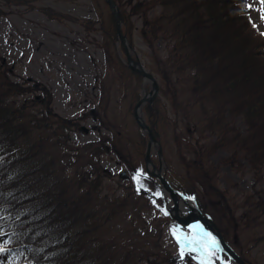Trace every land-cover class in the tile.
<instances>
[{
  "label": "trees",
  "instance_id": "trees-1",
  "mask_svg": "<svg viewBox=\"0 0 264 264\" xmlns=\"http://www.w3.org/2000/svg\"><path fill=\"white\" fill-rule=\"evenodd\" d=\"M36 1L0 0V15L22 6L35 9ZM117 2L124 34L131 42L132 18L139 15L144 43L151 47L160 40L165 43L162 78L168 82V90L180 87L177 95L194 108L197 127L202 126L200 132L218 133L221 142L234 145L235 153L243 152L252 166L263 164L264 39L247 18L245 0ZM39 9L53 20H81L50 6ZM108 16L101 21L99 46L107 65L115 71L105 74L104 81L114 77L126 85L125 97L137 101L141 76L122 61L116 45V21L112 13ZM82 22L88 31L95 30L93 19ZM15 76L11 63L0 54V261L109 264V241L99 229L103 224L95 212L100 208L113 213L125 211L127 196L94 201L102 191L104 171L95 167L73 169L80 159L78 153L65 160L71 132L78 130L81 119L55 111L54 94L46 83ZM153 105L146 106L145 112L149 123L157 125L167 115L158 101ZM234 116L242 117L247 128L241 131L232 124L229 119ZM139 140L145 142L140 133ZM104 149L105 140L90 149L91 155ZM207 149L201 145L195 160L185 159L187 169L195 170L205 186L214 177L210 167L205 168L214 151ZM125 256L129 253L123 252L122 258Z\"/></svg>",
  "mask_w": 264,
  "mask_h": 264
},
{
  "label": "rangeland",
  "instance_id": "rangeland-1",
  "mask_svg": "<svg viewBox=\"0 0 264 264\" xmlns=\"http://www.w3.org/2000/svg\"><path fill=\"white\" fill-rule=\"evenodd\" d=\"M121 1L128 4L138 0ZM245 2L253 28L264 38V0ZM36 6L54 7L81 19L92 18L96 22L95 30L88 31L82 21L50 20L40 11L28 10L25 6L14 8V13L0 15V53L10 61L16 78L31 77L45 82L54 93L57 113L65 117H85L81 127L70 136L71 147L65 152V160L70 161V155L79 153L80 159L73 169L75 166L89 167L92 165L89 163L94 162L99 169L106 170L102 173V191L94 201L124 196L137 184L159 197L157 201L150 202L151 206L144 198L135 195L137 197L130 198L132 204L129 203V210L127 206L125 211L117 213L111 209L96 210V219L103 224L99 229L109 241L108 249L112 254L109 264L123 261L125 264H153L155 260L154 264H232L228 256L219 251H210L189 231L178 226L169 212L163 210L162 188L146 172L144 156L148 138L143 147L139 140L141 129L128 106L131 99L125 97L123 92L126 85L114 77L105 81L102 77L106 72L115 71L106 66L104 50L99 46L103 36L98 29L102 26L101 21L110 14L107 2L38 0ZM132 21L131 54L157 77L160 84L157 100L159 108L166 111L167 119L160 121L156 130L167 176L169 173L176 176L172 183L183 187L185 191L182 192L186 196L196 199L204 215L213 219L226 242L238 255L249 264H264V163L253 167L243 152L234 158V145L217 148L209 161L213 166L212 182L222 195L219 196L214 190L208 191L213 188L211 186L205 188L201 185L203 180L198 179V173L193 169L190 172L184 162L185 157L196 158L195 151L188 143L190 138H202L190 113L193 109L186 106L183 96L177 95L180 87L177 86L176 91L168 90V82L162 78L160 70L167 54L165 43L159 41L155 47L144 43L140 35L141 16L135 15ZM116 45L120 56L126 60V53L119 41ZM143 84L152 85L149 81ZM102 91L107 93L106 97ZM144 117L147 120L146 114ZM229 120L241 131L247 128L240 116ZM143 135L147 136V132H143ZM207 135L203 136L201 143L212 146L217 135ZM176 137L180 138L179 142ZM103 140L109 149L100 157L90 160L89 149L97 148V143ZM159 148V145H152V157L157 165ZM123 171L129 174V181L120 180ZM123 252L129 253V256L122 258Z\"/></svg>",
  "mask_w": 264,
  "mask_h": 264
},
{
  "label": "water",
  "instance_id": "water-1",
  "mask_svg": "<svg viewBox=\"0 0 264 264\" xmlns=\"http://www.w3.org/2000/svg\"><path fill=\"white\" fill-rule=\"evenodd\" d=\"M107 2L109 3L112 11H113V14L115 15L116 19H117V31H118V36L120 38V40L122 41L123 44H125V47L127 49V55H128V61H129V64L133 69H135L136 71L140 72L145 79H150L153 84H154V88H153V96H152V99L155 98V96L158 94V91H159V84H158V81L157 79L151 74L149 73L145 68L144 66L139 62V61H135L131 55L129 54L128 52V42H127V39L125 37V35L123 34V31H122V26H121V19H120V16H119V8L117 6V4H115V0H107ZM151 99V100H152ZM145 100H148L147 98L143 99L137 106V112H136V117H137V121L139 122L140 126H142L144 129H147L150 133V137H151V141H150V145L152 142H154V134H153V131L152 129L142 120V117L140 116L141 115V111H140V105L145 101ZM150 148V146H149ZM148 161H150V150L148 151V157H147ZM165 181V180H163ZM193 202V205H195V201H192ZM180 219V218H179ZM181 220V219H180ZM212 223V222H211ZM213 224V223H212ZM214 226V224H213ZM217 229V228H216ZM217 235L219 237H221L220 233L217 232ZM222 239V238H221ZM223 241V246H222V249H224V251H226L228 253V255L234 259L235 261H237L238 263L240 264H245L243 262V260L241 259V257L239 255H237L233 249L229 246V245H226L224 239H222Z\"/></svg>",
  "mask_w": 264,
  "mask_h": 264
},
{
  "label": "bare ground",
  "instance_id": "bare-ground-1",
  "mask_svg": "<svg viewBox=\"0 0 264 264\" xmlns=\"http://www.w3.org/2000/svg\"><path fill=\"white\" fill-rule=\"evenodd\" d=\"M179 206H181V203L179 204ZM184 209L181 208V213L183 212Z\"/></svg>",
  "mask_w": 264,
  "mask_h": 264
},
{
  "label": "snow or ice",
  "instance_id": "snow-or-ice-1",
  "mask_svg": "<svg viewBox=\"0 0 264 264\" xmlns=\"http://www.w3.org/2000/svg\"><path fill=\"white\" fill-rule=\"evenodd\" d=\"M180 237H178V239H179ZM183 251V250H182Z\"/></svg>",
  "mask_w": 264,
  "mask_h": 264
},
{
  "label": "flooded vegetation",
  "instance_id": "flooded-vegetation-1",
  "mask_svg": "<svg viewBox=\"0 0 264 264\" xmlns=\"http://www.w3.org/2000/svg\"><path fill=\"white\" fill-rule=\"evenodd\" d=\"M164 196H165V195H164ZM164 196H163V197H164ZM164 198H165V197H164Z\"/></svg>",
  "mask_w": 264,
  "mask_h": 264
}]
</instances>
